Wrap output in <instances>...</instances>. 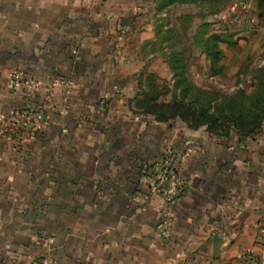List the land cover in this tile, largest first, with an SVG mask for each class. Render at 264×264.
<instances>
[{"label": "crops", "instance_id": "crops-1", "mask_svg": "<svg viewBox=\"0 0 264 264\" xmlns=\"http://www.w3.org/2000/svg\"><path fill=\"white\" fill-rule=\"evenodd\" d=\"M156 12L157 0H0V264H231L262 253L264 136L201 128L191 144L156 147L137 138L152 125L115 107L124 95L101 91L120 78L125 35L138 33L129 20ZM15 70L40 82L33 107L45 125L14 138ZM165 159L185 182L168 239L155 190Z\"/></svg>", "mask_w": 264, "mask_h": 264}, {"label": "rangeland", "instance_id": "rangeland-1", "mask_svg": "<svg viewBox=\"0 0 264 264\" xmlns=\"http://www.w3.org/2000/svg\"><path fill=\"white\" fill-rule=\"evenodd\" d=\"M152 7L156 10V4ZM257 14L255 0H228L227 6L219 9L217 15L210 14L203 6L199 7L188 0L180 5L169 7L166 11L156 12L152 17L140 16L137 21L129 20V25L136 22L134 29L138 33L125 35L127 38H124V41L127 43L121 52L120 78H105V81L101 83L102 93L105 98H111L109 92H112L113 95H124L123 100L118 98L119 102L115 104V107L131 109V112L137 117L136 124L139 127L144 126L145 123L152 125L149 126V131L148 129L147 131L146 129L141 130L137 138L150 139L156 147H161L166 141L172 140L173 136L186 139V142L204 138L205 135L202 132L200 135H196L197 132H200L199 130L188 129L180 120L172 123H158L152 117L144 118L135 108H132L130 106L132 100L140 93L138 87L140 76L145 74L144 82H147V78L151 77L160 85L172 83L174 76L170 70L168 57L171 50L175 49L173 44H176V47H186L190 50L187 53L188 62L185 76L192 78L199 86L218 91H228L237 86L247 87L251 90L256 70L264 63V18L260 19ZM204 22H210L209 28L217 32L229 28L230 32L234 34V39H238L237 44L234 45L222 44L223 54L217 61L219 66L224 67L221 74H212L210 60L205 57L198 46L193 44L192 37L199 32ZM168 29L179 32L178 42L170 38V32L167 33ZM30 79L34 80L35 85L26 89H35L37 94H40V82L36 78ZM11 81L12 76L9 81L11 98L15 99L21 96L24 99L26 97L24 87L26 86L14 91L11 88ZM65 84L68 87L72 86V82L62 83L60 81L58 83V85ZM74 86H76L75 83ZM49 107L52 105L47 108ZM11 109L9 121L11 123L14 120L21 122L19 126L22 130L11 125L12 129L9 130L7 127L8 130L5 131L7 136L15 138L24 135L25 132L34 135L36 131L44 127V113V118L40 119L38 114H34L33 106L27 107L21 103ZM5 117L0 115V122L5 123ZM78 124L83 125L84 123L79 119ZM33 126L39 128L34 129ZM80 134H82L81 130L76 131L77 137H81ZM185 134H188V137ZM261 135L264 136V127L252 140L256 141Z\"/></svg>", "mask_w": 264, "mask_h": 264}, {"label": "trees", "instance_id": "trees-1", "mask_svg": "<svg viewBox=\"0 0 264 264\" xmlns=\"http://www.w3.org/2000/svg\"><path fill=\"white\" fill-rule=\"evenodd\" d=\"M188 0H157V12L168 10ZM197 6H203L210 14H219V9L227 6L228 0H189ZM257 15L264 18V0H255ZM218 9V10H216ZM210 22H204L199 32L192 37L193 44L198 46L212 64V74H221L223 66L217 61L223 54L222 44L234 45L238 39L229 28L224 31H213ZM171 39L178 42V34L168 29ZM174 34V37H173ZM169 35V36H170ZM172 49L168 60L173 72V82L157 84L151 77L144 82V73L139 80V96L130 106L141 116L152 117L158 123H172L180 120L188 129L205 131L213 136L230 139L236 136L238 142L254 139L264 127V63L257 68L252 82V89L237 86L228 91L204 88L196 84L187 73L186 47ZM216 62V63H215ZM25 97V96H24ZM37 97V96H36ZM27 96L21 102L27 107L37 104V98Z\"/></svg>", "mask_w": 264, "mask_h": 264}, {"label": "built area", "instance_id": "built-area-1", "mask_svg": "<svg viewBox=\"0 0 264 264\" xmlns=\"http://www.w3.org/2000/svg\"><path fill=\"white\" fill-rule=\"evenodd\" d=\"M26 86L24 95L28 98H35L37 96V90L26 89L34 87V80L27 78L23 71L16 70L12 74L11 88L14 91H18L20 87ZM34 114L39 116L40 119H43V112L40 108L34 109ZM27 119V117L25 116ZM18 124V121L14 122V128L17 127L15 125ZM34 129L39 127L33 126ZM17 130V129H15ZM188 144H191V141H187ZM191 151V147H189ZM169 162L167 159L162 161V174L159 178L158 183L156 184L155 190L160 193L165 208L161 215V220L157 227V233L161 238L168 239L172 234V226H173V215L171 213L170 207L174 203L175 199L180 193V187L183 186L184 179L178 177L175 172L168 166ZM164 169V170H163ZM263 227L261 231L258 233L256 243L261 247L262 253H255L254 251H246L244 252L236 261H233L231 264H264V220L262 222Z\"/></svg>", "mask_w": 264, "mask_h": 264}]
</instances>
